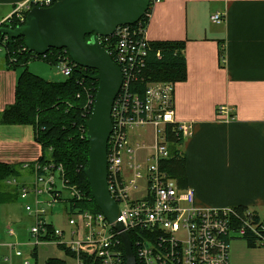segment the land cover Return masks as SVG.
Listing matches in <instances>:
<instances>
[{
	"label": "built area",
	"instance_id": "2783aa9c",
	"mask_svg": "<svg viewBox=\"0 0 264 264\" xmlns=\"http://www.w3.org/2000/svg\"><path fill=\"white\" fill-rule=\"evenodd\" d=\"M161 1L150 0L154 5ZM51 3L52 0L21 3L0 25L13 17L25 22L33 6L46 7ZM211 19L222 23L225 15L215 12ZM136 23L121 24L111 35L98 36L122 72V84L112 106V132L107 149V181L120 216L110 222L102 211L78 208L76 204L83 193L67 179L64 166L52 158L45 163L37 162L34 184L19 182L17 178L8 180L19 186L22 200L32 197V203L25 205L26 212L34 219L30 227V249L25 252L18 248V241L8 243L19 257L27 255L22 264H35L33 251L41 242L61 246L63 254L75 264H127L117 221L122 222L127 233L134 232L141 264H230L231 240L244 238L249 232L264 246V219L253 208L201 206L192 187H180L177 179L161 167L171 157L168 127L185 140L193 135L194 122L176 119L175 82L147 80L144 88H140L137 72L150 40L147 26ZM3 44L0 43V53L4 52ZM56 50L63 53L58 54L54 66L59 74L68 77L78 64L66 54L67 49ZM221 62L226 63L224 52ZM218 113L221 119L230 120L228 106H219ZM149 124L154 128L153 142L148 143L142 135L130 134ZM141 188L143 196L130 197L132 190ZM60 202L69 213L68 230L55 226L47 218ZM9 232L15 234L14 229Z\"/></svg>",
	"mask_w": 264,
	"mask_h": 264
},
{
	"label": "crops",
	"instance_id": "0c3cea01",
	"mask_svg": "<svg viewBox=\"0 0 264 264\" xmlns=\"http://www.w3.org/2000/svg\"><path fill=\"white\" fill-rule=\"evenodd\" d=\"M35 1L44 0H0V21L19 4ZM215 12L224 13L222 23L212 21ZM146 34L150 41H186L188 77L176 83L174 105L178 121L194 122L193 135L179 148L196 202L250 206L264 219V0H162L152 7ZM0 54L2 112L15 101L21 71ZM223 104L230 109L228 121L217 110ZM41 154L32 125L0 123V163L16 167L22 182L31 180ZM8 180L0 183V264H22L8 243L26 242L30 234L12 207L21 199L19 186ZM230 245V264H264V246L239 237ZM51 248L44 264L49 257L65 259Z\"/></svg>",
	"mask_w": 264,
	"mask_h": 264
},
{
	"label": "trees",
	"instance_id": "16d2710c",
	"mask_svg": "<svg viewBox=\"0 0 264 264\" xmlns=\"http://www.w3.org/2000/svg\"><path fill=\"white\" fill-rule=\"evenodd\" d=\"M56 1L58 0H52L51 5ZM153 6L154 4L150 2L149 10L136 25L148 26ZM23 23L13 17L1 23L0 27L15 28ZM90 37L91 35H87L86 39L89 40ZM2 42L7 65L15 69L24 66V69L17 80L15 101L0 112V123L32 125L35 139L42 147L38 162L45 163L52 158L57 164H62L67 179L83 193V198L76 206L95 213L101 212L84 172L89 165L86 122L91 115L93 108L91 106L99 84L98 80L93 78L98 71L76 65L71 75L65 80H48L29 71L26 65L37 57L46 59L54 65L58 61V54L63 51L59 52L52 48L54 51L50 50L46 56L37 55L25 47L23 37L12 39L0 32V43ZM185 49L186 41L184 40L150 41L147 55L144 61L139 63L140 72H137L138 84H142L140 88H144L147 80L175 83L185 81L188 77ZM66 54L69 55L68 52ZM12 58L13 60L10 61ZM167 138L170 143L171 157L163 161L161 167L177 179L180 187H187L186 159L179 148L184 140L180 135L177 136L170 126L167 129ZM18 173L19 170L16 167L0 163V183L8 178H17ZM128 233L134 245L136 264H141L136 254L134 232L128 231ZM49 238L52 237L49 236ZM243 239L249 246H260L256 236L250 232L245 234ZM36 250L33 251L35 264L38 260ZM45 264H66V260L49 257Z\"/></svg>",
	"mask_w": 264,
	"mask_h": 264
},
{
	"label": "water",
	"instance_id": "95a60500",
	"mask_svg": "<svg viewBox=\"0 0 264 264\" xmlns=\"http://www.w3.org/2000/svg\"><path fill=\"white\" fill-rule=\"evenodd\" d=\"M150 8V0H58L46 7L33 6L22 25L1 26L12 39L23 37L25 46L37 55L50 49H67L72 60L98 72V88L91 115L86 122L89 165L84 172L93 197L110 222L120 216L107 181V149L112 132V106L122 84V72L98 36L111 35L121 24L136 23ZM91 35L87 40L86 36ZM116 228L123 231L121 221ZM127 264H136L131 239L121 233Z\"/></svg>",
	"mask_w": 264,
	"mask_h": 264
},
{
	"label": "rangeland",
	"instance_id": "374dc122",
	"mask_svg": "<svg viewBox=\"0 0 264 264\" xmlns=\"http://www.w3.org/2000/svg\"><path fill=\"white\" fill-rule=\"evenodd\" d=\"M2 58H3V54H0V62H1ZM26 68H28L29 71H31V72H33V73H35L37 75H40V76H42V77H44V78H46L48 80H52V81L60 80L61 81V80H65L66 79V76H64L62 74H59L57 72V69H56V67L54 65H52L46 59H43L41 57H37V58L32 59L30 62H28V64L26 65ZM23 69H24V66H20L18 70L22 71ZM130 134H132V135H142V136H144L146 138L148 143H151V142H153V138H154V128H153V125L149 124V125H146L143 128H139V129L130 131ZM146 151H148V150H146ZM28 177L29 178H27V180L31 179L29 181V183L33 182V184H34L35 171H34L33 175H30ZM17 179L19 181H22L19 177H17ZM143 195H144L143 188H141L140 190H138V189L132 190L130 192V197L131 198H138V197H141ZM27 203H32L31 195H29L24 200L20 199L18 201L12 202V207H13L14 211L16 212V216H17V218H19V221H23V224L28 227V231H29V234H30V227L32 226V224L34 222V219L25 210V205ZM68 215H69V213L65 210V204L60 202V203H57L56 206L52 208V210L48 214L47 218H48V220L53 221L55 226L60 227V228L65 229V230H68L70 228V226L66 223ZM10 229H14V228L13 227L12 228L8 227V231ZM123 231H125V230L123 229ZM123 231L121 230L120 232L122 233ZM128 236H129V234H128ZM129 238H130V236H129ZM14 241L20 242L18 244V248H20V249L22 248L25 252H27L30 249V247H31V245L29 243L30 242V238L26 242H21L20 240H14ZM14 241H11V242H14ZM46 245L48 247L47 252H43L46 249L41 248L42 246H44V244H42V242L37 246L38 247L37 248V252L38 253H39L38 249L41 248L40 249V253L38 254V263L39 264H44V260H45L46 256L49 253H53L54 252L53 248H51V247H54L57 252L62 253L61 246H55L54 244H50V243L46 244ZM39 246H40V248H39ZM13 253L15 255H17L15 250H13ZM63 256H64L65 260L67 261L66 262L67 264H75V262L71 261L70 258H68L65 255H63ZM26 257H27L26 254H24V255H22L20 257V258H22V262H23V260H25Z\"/></svg>",
	"mask_w": 264,
	"mask_h": 264
},
{
	"label": "bare ground",
	"instance_id": "6f19581e",
	"mask_svg": "<svg viewBox=\"0 0 264 264\" xmlns=\"http://www.w3.org/2000/svg\"><path fill=\"white\" fill-rule=\"evenodd\" d=\"M29 3H30V1H29ZM28 4V3H27ZM28 13V12H27ZM224 47V46H223ZM222 49V48H221ZM225 50V49H224ZM91 96V95H90ZM94 98L92 97V100H93ZM94 104V103H93ZM224 105V104H223ZM91 107H93V105L91 106ZM87 108V107H86ZM218 110V109H217ZM233 110V109H232ZM10 179V178H9ZM20 193V192H19Z\"/></svg>",
	"mask_w": 264,
	"mask_h": 264
}]
</instances>
